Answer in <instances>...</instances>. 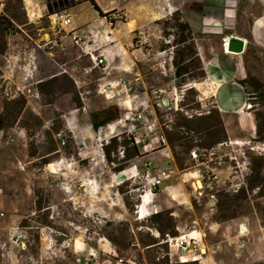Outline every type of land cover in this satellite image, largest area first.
<instances>
[{
  "label": "rangeland",
  "instance_id": "obj_1",
  "mask_svg": "<svg viewBox=\"0 0 264 264\" xmlns=\"http://www.w3.org/2000/svg\"><path fill=\"white\" fill-rule=\"evenodd\" d=\"M41 1L46 3L49 9H46L48 12L45 11L36 23L27 21L22 0L21 4H17L16 0H5L0 10V17L8 16L13 19V31L5 39L6 48L9 47L8 44H12L10 46H14V52L18 53L19 61L16 65L23 63L24 56L30 53L36 67L32 79L27 78L29 80L23 81L20 69L16 66L12 80L15 83L26 84L40 79L48 81L50 80L48 76L51 75H56L54 78H58L59 81L63 80L60 83L29 86L32 89L37 88L38 99L19 95V98L24 100L23 109L11 120L9 127L7 125L0 131V209L4 214L0 218V240L5 239L10 227L17 226L25 236L26 242L24 248L16 254L0 258V264H108L111 255L107 252L112 251L119 257L136 261L137 264H207L201 263L203 258H200V263L177 261L174 248L169 249L165 236L166 233L173 232L174 218L170 214L166 216L170 218L171 224L162 227L161 235L156 227L163 223L159 222L158 225L154 220H150V216L155 213L138 218L141 216L136 213L137 205L140 203V180L120 179L111 188L96 189L95 187L94 194L99 198L94 196L91 204L84 205L79 200L69 199V187L64 185L61 188L58 184L59 181L76 180V175L71 171L68 172L70 164L65 165L66 169H63L67 173L59 174L55 170L52 173L49 170L54 169L53 166L46 165L53 164L57 154L39 158L58 149L60 154L73 156V159H76L75 166L82 167L87 164L88 159L80 160L77 157L78 151L73 148L69 132L64 129L60 115L72 105L73 101H76L77 90L88 89L92 94L99 95L97 85L103 83L98 80L103 75L101 67L91 69V64L81 55V51L73 43L63 39L69 28H59L50 17L52 10L60 8L58 5L60 0ZM26 4L29 5L30 2ZM69 8L67 9L73 16L72 19L78 25L92 20L95 13L89 3L78 2ZM123 12L126 19L127 13ZM105 20L109 23L108 17ZM121 24L117 23V25ZM151 26L153 29L150 37L153 32H159V48L166 39L161 32L165 25L157 24L155 21ZM138 30L143 31V29H134L127 40L123 41L127 43L129 39L132 44L130 41L128 44L132 49L139 44L136 37ZM43 32H47L50 36V42L41 45ZM47 35L45 37H48ZM95 49L97 50L94 53L97 54L102 48L96 46ZM242 62L245 78L249 77L259 82L264 73V51L248 47ZM3 70L4 61L0 58V113H4L5 103L18 101L16 97L6 99L3 95L5 89V83L1 78ZM167 79L164 78L163 84ZM74 81L77 82L78 89ZM201 81L202 79L196 80L194 83ZM151 85L152 83L146 87L147 95L150 97L148 109L152 110L154 115L152 107L157 108L159 116L157 123L160 130L174 132L178 129L173 128L174 121L178 117L191 118L196 123L200 116L215 110L209 95L199 93L194 88L196 84L192 85L194 87L186 86L177 109H161L155 105V100L150 96V90L154 88H151ZM188 88L192 89L187 90ZM140 91L141 88L134 86L136 97ZM245 98L246 106L250 104V109L254 110L257 130L254 138L244 143L234 142L235 144H229L226 140L204 150V155L200 158L186 156L181 153V148L173 147V150L184 158L185 168L182 169L184 172L198 169L202 173L210 171L216 175L211 189L201 186L199 202L191 199L192 212L202 220L196 223L198 231L204 223L226 224L233 221L242 222V219L246 218L245 223L250 230L249 240L239 247L240 239L234 237L235 231L232 228L231 236L227 240L228 245L226 244L227 249H223L219 257L221 262L215 259L217 261L215 264H264V106L257 100L249 103L247 94ZM31 107H34L37 114L29 109ZM170 118L172 122L167 123ZM165 123L169 126H165ZM44 124L47 129L42 127ZM19 128L25 132L22 138L16 136L15 131ZM58 131H62L66 137V144L62 148H58L54 137ZM186 134L190 136L193 144L199 143L194 133ZM169 150L171 152L170 148ZM110 159L113 161L112 165L103 157L100 166L103 168L109 166L111 170L121 157L117 151H113ZM127 167L128 164L125 168ZM75 191L83 194L81 190ZM209 192L215 195L217 201L221 199L220 194H227L234 199L233 218L223 222L212 221L213 216L218 213L210 215L203 206L205 194ZM124 201L128 204L129 211ZM219 202L220 207L224 208V203ZM159 212L169 211L163 209ZM177 216L176 222L187 221L188 226L192 223L189 219L193 214L182 207L178 210ZM98 219L106 220L105 224L98 223ZM184 233L176 232V236ZM201 240L204 244L202 256L208 252L214 254L213 251H219L216 240H210L208 235ZM153 242L157 243L152 244Z\"/></svg>",
  "mask_w": 264,
  "mask_h": 264
},
{
  "label": "crops",
  "instance_id": "obj_2",
  "mask_svg": "<svg viewBox=\"0 0 264 264\" xmlns=\"http://www.w3.org/2000/svg\"><path fill=\"white\" fill-rule=\"evenodd\" d=\"M90 1H93L102 13L121 10L127 13V18L125 21L107 23L105 18L100 17L94 10L92 20L83 25H78L72 19L73 16L68 11L69 8L63 10L71 18V24L68 26L69 30L63 36V39H66L68 43H72L69 32L79 27H85L90 36L81 44L74 45L81 51V55L89 61L91 69L93 66L89 52L91 55L103 56L101 65L103 75L98 80L105 82L123 77L133 86L141 88V91L136 99L131 97L125 99L126 97H123L119 100H106L102 96L92 94L88 89L77 90L76 101H73L72 105L60 117L64 129L69 132L73 148L78 151L77 157L80 160L88 159L87 164L82 167L75 166L76 159H73V156L60 154L58 149L39 158H47L57 154L53 164L48 163L46 165L47 167L53 166L54 169L49 170L52 173H54V170L58 171L59 174L63 173L66 171L63 170L66 169L65 165L70 164L68 172L74 173L76 180L59 181L58 184L61 188L64 185L69 187V199L79 200L84 205L93 202L95 187L96 189L111 188L120 179L138 180L133 171L128 170L129 167L134 166V170L140 172L142 170L141 163L150 161L151 165L148 171L151 176H156L161 171H164L168 176L162 180V184L159 186L154 198L140 194V203L137 205L136 213L140 215L144 213L143 216L145 217V215L167 209L176 222L178 210L182 207L193 214L189 220L198 224L202 220L192 212L191 205L192 198L198 202L199 187L203 185L195 178L198 169L189 170L188 172L178 169L173 163L169 148L164 147L140 154L131 159L128 162V167L124 170L117 173L111 172L109 166L103 168L99 164L102 161L103 153L98 144L101 139L112 137L118 139L121 135L126 136L125 126L117 124L116 120L123 117L127 108L143 113L145 121L142 124L144 126L152 124L156 127L153 112L148 109L150 97L147 95L146 87L152 83L151 88L170 89L174 85V80L173 76H170L163 84L164 78L157 76L152 70L154 57L145 55V52L149 51L151 54H155L161 50L158 48L159 32H153L152 37H150L153 29L151 24L169 16L176 10L191 31L204 74L201 82L189 83L187 86L194 87L192 85L196 84L194 88L199 93L209 95L221 115L229 144H235L234 142L244 143L254 138L256 135V120L253 115L254 110L250 111L246 107L245 95L248 92V85L243 82L245 71L242 59L246 56L248 47H255L264 51V0H83L79 4H90ZM27 2H30V4L27 5ZM22 3L29 23H36L45 11L48 12L46 3L41 0H22ZM74 4H78V2H74ZM119 22L122 24L117 25ZM39 29L43 30L40 27ZM134 29H143V36L139 44L132 49L128 44L129 39L127 43L123 41L127 40ZM45 35H47V32L42 33L41 38L43 41L41 45L50 42V36L45 37ZM231 35L244 40L243 51L240 54L226 51L224 43ZM8 45L9 47L6 48L4 54L0 56L4 61L2 81L9 85L12 90L19 89L20 95L23 97L32 98L26 93L25 89L22 90V86L27 88L33 85L41 86V82L45 80L30 81L26 84L15 83L12 80L15 67L17 66L20 69L19 72L23 80V67L26 66L32 55L30 53L26 54L23 58L24 62L16 65L19 61L18 53L14 52V46H10L12 44ZM96 46L102 48L97 54L94 53L97 50L95 49ZM33 65L34 72L36 67L35 64ZM7 66L11 68L10 74L7 71ZM55 76L51 75L48 78L51 79ZM259 82L264 83V73ZM74 83L78 89L77 82L74 81ZM29 89H31L30 92H33L37 88ZM36 91L38 92V90ZM11 99H15V97ZM29 109L37 114L34 107ZM42 127L47 129L46 124ZM15 132L19 138H22L25 134L21 128ZM151 141L153 142V138ZM130 171L132 172L130 173ZM76 189L83 191V194L77 193ZM121 214L122 212H120ZM103 221L106 222V220ZM183 222L178 220L175 223V230L178 234L188 232L187 221ZM241 225V221L226 224L204 223L198 232L199 235L195 232L191 233L190 237L200 236L201 239L208 235L210 240H216L215 243L218 245L216 246L220 248L219 251H213L214 254L208 252V254L201 256V259L203 258L201 263L221 262L219 257L222 255L221 251L227 249V240L231 236L232 228L235 231V238L244 239L247 242L250 234L248 224L245 223L244 227ZM18 251L11 248L8 255H14Z\"/></svg>",
  "mask_w": 264,
  "mask_h": 264
},
{
  "label": "built area",
  "instance_id": "obj_3",
  "mask_svg": "<svg viewBox=\"0 0 264 264\" xmlns=\"http://www.w3.org/2000/svg\"><path fill=\"white\" fill-rule=\"evenodd\" d=\"M73 2H81L83 0H71ZM5 0H0V10L3 7ZM110 15L108 16V22L112 21H121L125 19V13L121 10H113L108 12ZM50 17L53 22L61 28L65 29L71 24L70 16L65 13L63 10H52ZM70 38L73 44H81L86 38L90 36V33L86 29H75L69 32ZM143 36V32L141 30L137 31L136 37L137 42H140V39ZM170 40L165 39L164 43L169 44ZM226 45V43H224ZM147 56H153L155 61L152 65L153 72L156 73L159 77L168 78L173 76L174 67L172 64L173 57V47L168 45L163 49L157 51L155 54H151L149 51L145 52ZM89 57L92 62L93 67H101L103 63V56H95L91 55L89 52ZM7 71L10 74L11 68L7 66ZM34 65L33 60L29 58L26 66L23 67V80H27V78H32ZM187 85L175 86L173 85L168 91L161 87H154L150 90V96L155 100V105L161 109H177L178 102L181 99L184 91L186 90ZM26 91L29 96L33 99H38L39 94L35 90L34 92H30L31 89L26 86H22V90ZM19 89L12 90L11 87L5 84V89L3 91V95L6 99L14 98L20 95ZM97 93L101 95L106 100L116 99L119 100L123 97L127 98H135L136 95L134 93V86L128 80L123 77H118L113 80H108L103 83L97 85ZM164 100V103L162 102ZM247 108L249 105L247 104ZM145 121L144 115L141 111H132L127 108V111L124 113L123 117L116 120L117 124H121L125 126L126 136L130 140V144L134 146L137 150L138 156L140 154L150 152L156 149H162L164 147L167 148L165 138L161 133L160 127L158 126L157 120L156 127L152 124H148L144 126L142 122ZM172 119H168L167 123H171ZM165 123V126H169ZM55 139L57 140L58 148H62L66 144V137L62 131H58L54 134ZM153 138V142L151 141ZM109 139H101L98 146L102 151V146L107 145ZM122 149L118 148L117 153L120 157H122ZM192 158H197L200 154L198 151L192 150L190 152ZM150 161H144L141 163V171L136 172L134 170V166L129 167L128 170H132L134 176L141 181V195H149L152 198L157 194L159 186L162 184V180L165 179L168 174L164 171L159 172L156 176H151L149 174ZM130 171V173L132 172ZM197 180L201 182L208 189H211L213 182L216 180V175L213 172L202 173L201 171L196 172ZM201 187H199L198 199L201 197ZM203 206L206 208L208 214H213L216 210V197L212 192L205 194V200L203 201ZM4 214L0 210V218L3 217ZM105 223L103 220L98 219V223ZM246 218L242 219V224H245ZM188 232H185L183 235H179L176 237H168L166 242L168 243L169 249H173L177 256V261L179 263H187L188 261L194 262L197 261L200 263V258L204 253V244L199 237L191 238L190 234L195 232L199 235V231L197 228V224L192 222L187 227ZM25 236L18 229V227H10L5 235L4 240H0V258L8 255V252L11 248L15 250H21L25 246ZM245 243L244 239H240L239 247H242ZM198 251L199 253H195ZM111 255L110 260H108V264H137L136 261L132 259H126L123 257H119L115 254V252H107ZM215 264V263H213Z\"/></svg>",
  "mask_w": 264,
  "mask_h": 264
},
{
  "label": "trees",
  "instance_id": "obj_4",
  "mask_svg": "<svg viewBox=\"0 0 264 264\" xmlns=\"http://www.w3.org/2000/svg\"><path fill=\"white\" fill-rule=\"evenodd\" d=\"M16 3L21 4V0H16ZM90 4L100 17L106 18L110 15L108 12L102 13L93 1H90ZM58 5L60 7L59 10H66L70 6L74 5V2L71 0H60ZM156 23H162L165 25L161 32L164 36H166V39L170 40L169 44H165L164 39L163 46H160L159 48L163 49L168 45L173 47L172 64L174 67V85H187L189 83L195 82L196 80L203 79L204 74L195 49L193 36L188 25L181 19L180 13L177 10L173 11L168 17L163 20H157ZM13 28L14 23L12 18L8 16L5 18L0 17V56H2L6 50L5 37L12 33ZM51 82L60 83L63 82V80L59 81L58 78H51L48 81L41 82V86L50 84ZM243 82L247 83L248 85V92L246 94L249 98V103L252 100H257L261 103L260 105L264 106V83L254 81L249 77H246ZM191 89L192 88H188L187 90ZM19 97V95L16 96L18 101L15 100L14 102L5 103L4 113H0V131L4 130L6 128L5 126L7 125V127H9L11 120L16 117V115L19 114L23 109L24 100ZM248 105V109L251 111V106L250 104ZM152 108L155 119L158 121V110L156 107ZM173 128L178 129L174 132L171 130H161V133L165 138L167 147L171 149V157L174 160L173 163L180 170L185 168L183 164L184 158L180 154L176 153L173 150V147L177 146L181 148V153L185 154L186 156H189L192 150L198 151V154L200 155L197 158H200L204 155V150L211 148L216 144L224 143L227 140L221 120V115L216 107L215 110L208 112L207 115L200 116L196 123H194L191 118H184L180 116L176 119V121H174ZM180 129H183V131ZM187 132L194 133L199 139V143L195 142L193 144L190 136L186 134ZM118 148H121L123 151L121 160L117 162L115 166L111 167V170L116 173L124 170L128 162L138 156L136 148L130 144V140L127 136L121 135L118 139L117 137H112L109 139L107 145L102 146L103 157L108 163H113V161L110 159V155L113 154V151H117ZM220 196L221 199L219 201L224 203V208H221L220 202L216 200V212L214 213L218 214L214 215L212 218V221L215 222L227 221L228 219L234 217V199L229 197L227 194H220ZM124 205L129 211L130 208L125 201ZM168 214L169 212H157L150 216V220H154L156 224L159 222L163 223L156 227L159 235L162 234V227H168L171 224L170 218L166 216ZM175 223V220H173V232H171V234L166 233L165 236H176ZM154 243L157 242H153L152 244Z\"/></svg>",
  "mask_w": 264,
  "mask_h": 264
},
{
  "label": "water",
  "instance_id": "obj_5",
  "mask_svg": "<svg viewBox=\"0 0 264 264\" xmlns=\"http://www.w3.org/2000/svg\"><path fill=\"white\" fill-rule=\"evenodd\" d=\"M49 9V7H47ZM226 51L233 54H240L243 51L244 40L235 36H229L226 41ZM164 103V100L162 101ZM244 227V224L241 225Z\"/></svg>",
  "mask_w": 264,
  "mask_h": 264
},
{
  "label": "bare ground",
  "instance_id": "obj_6",
  "mask_svg": "<svg viewBox=\"0 0 264 264\" xmlns=\"http://www.w3.org/2000/svg\"><path fill=\"white\" fill-rule=\"evenodd\" d=\"M141 208V207H140ZM140 210V212H142V210L141 209H139ZM139 219H141V218H144V216H143V214L141 213V216L140 217H138ZM193 233V232H192ZM191 238H195V236H192Z\"/></svg>",
  "mask_w": 264,
  "mask_h": 264
}]
</instances>
